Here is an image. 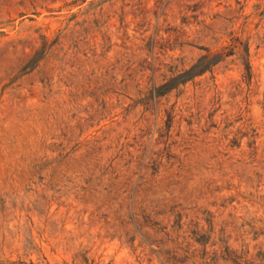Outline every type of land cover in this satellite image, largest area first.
Instances as JSON below:
<instances>
[{
  "label": "rangeland",
  "instance_id": "374dc122",
  "mask_svg": "<svg viewBox=\"0 0 264 264\" xmlns=\"http://www.w3.org/2000/svg\"><path fill=\"white\" fill-rule=\"evenodd\" d=\"M0 264H264V0H0Z\"/></svg>",
  "mask_w": 264,
  "mask_h": 264
},
{
  "label": "trees",
  "instance_id": "16d2710c",
  "mask_svg": "<svg viewBox=\"0 0 264 264\" xmlns=\"http://www.w3.org/2000/svg\"><path fill=\"white\" fill-rule=\"evenodd\" d=\"M208 55L202 56L190 69L186 70L184 73L180 74L178 78H186L189 75L196 74L197 72L203 70L208 65H210L213 61H217L220 59V54H215L209 60L207 61ZM204 61H207L206 64H204ZM171 83H166L165 86H170Z\"/></svg>",
  "mask_w": 264,
  "mask_h": 264
}]
</instances>
